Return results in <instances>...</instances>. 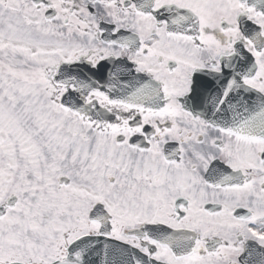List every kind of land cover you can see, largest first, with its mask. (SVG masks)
<instances>
[{"label":"snow or ice","instance_id":"snow-or-ice-1","mask_svg":"<svg viewBox=\"0 0 264 264\" xmlns=\"http://www.w3.org/2000/svg\"><path fill=\"white\" fill-rule=\"evenodd\" d=\"M0 264H264V0H0Z\"/></svg>","mask_w":264,"mask_h":264}]
</instances>
